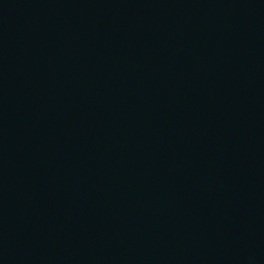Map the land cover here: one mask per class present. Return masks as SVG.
I'll return each mask as SVG.
<instances>
[{
    "label": "water",
    "instance_id": "95a60500",
    "mask_svg": "<svg viewBox=\"0 0 264 264\" xmlns=\"http://www.w3.org/2000/svg\"><path fill=\"white\" fill-rule=\"evenodd\" d=\"M66 264H264V0H94Z\"/></svg>",
    "mask_w": 264,
    "mask_h": 264
}]
</instances>
